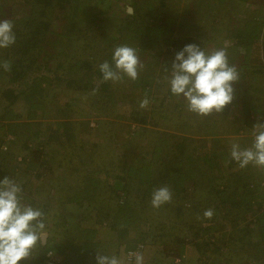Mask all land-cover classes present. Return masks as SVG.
<instances>
[{
	"label": "trees",
	"instance_id": "trees-1",
	"mask_svg": "<svg viewBox=\"0 0 264 264\" xmlns=\"http://www.w3.org/2000/svg\"><path fill=\"white\" fill-rule=\"evenodd\" d=\"M170 1L171 0H130L133 11L125 12V14H122L119 18L110 19L113 24L108 23L107 25L109 29L112 25V29L117 30L120 34L119 37L118 35L117 37H111L108 32L102 35L96 34V31L92 27L94 36L98 35L96 41H105V46L103 49H99L101 56L97 59L98 63H94L95 61H87L79 66L81 69L77 71L73 86L76 85L78 89L86 88V90L90 91L92 94L93 89H97L95 96L112 92L110 90L112 81L103 80L98 65L104 61H108L111 64L114 49L120 45H128L136 49L141 62H145L147 58L152 57L155 59L154 63L157 65L159 59H161L162 56H166L169 58L166 62V67L168 68H171L176 53L181 51L188 44H197L208 51V49L204 47V42L192 33L171 37L173 31L169 24L173 22L174 24L178 23V18L174 17L175 14L168 10ZM242 1L245 3L247 0ZM20 3L24 5V12L21 14V17H15L18 14L15 13V11L12 15L9 14V16H11L10 19L3 15L0 17V19H9L13 22V31L16 35V42L14 45L0 49V62L4 60L11 62V70L6 72L0 68V75L8 74L11 81L17 82L22 80L27 84L34 79L32 78V73H34L32 71L35 70L36 62L38 63V60L41 59L36 67L42 68L47 58L52 56V51L55 50L56 47L54 44L64 42L67 39L61 37L63 35L62 33V35L55 33L54 22L59 20V18L62 19L61 15L66 13L63 17L70 19V22L73 23L71 25L74 26L75 21L71 19V14H67V12L70 13V11L73 10L72 14H74L77 19H80L77 13L82 12L84 15H87L89 14L88 11H92V7L88 2H84V0H22ZM177 7H179V5ZM89 18L101 22L104 21V17L98 14H94L93 17ZM168 20L173 22L169 23ZM251 27H253V29L250 30ZM69 30L72 32V28H69ZM167 32L170 34L166 42L163 43L161 38H165L163 35H165L164 33L167 34ZM234 35L239 39L234 42L233 45L237 48L240 46L243 54L241 55L239 52H237V54L233 53L230 45L221 48L226 49L229 63L234 65L239 73V80L233 83V101L242 105L241 107L243 108L242 110L244 111L245 117L247 116L254 121L252 124L253 127L257 123H264V87L261 83H256L253 77V74L257 72H261L264 75V41L262 40V47L258 46L257 50L263 53L262 56L258 55L250 61L247 52L252 48L254 43H256L257 46L258 40L264 36V26L260 24V20L254 19L252 20L251 26L246 25V28L245 25L240 28L237 27ZM245 35L249 36H247L249 38L248 41ZM132 41L136 42L135 46H131ZM138 47L144 50L141 51ZM151 49H154L155 52H152L153 50ZM65 52L66 51H64V54ZM146 53L149 54V57ZM63 64L64 63L59 62L58 67L52 66L53 68L59 69ZM46 67L48 71L52 72V67L47 63ZM262 74L259 75L263 76ZM55 76L57 79L63 80V77H61L59 73ZM53 80V75L47 74L45 76L43 75L39 81H37V78L34 79L32 84L27 87L29 90L22 89L20 91H15L13 88H0V99L7 95L9 98H12L11 104L20 100L26 101L32 113L35 110L44 109L46 116L58 117V121L55 122V127L51 124L46 126L45 131L47 132L49 129L50 139L57 140L63 145L69 144L74 147H79L80 150H84V144L78 146L77 143H79L81 139L77 136L79 131H86V129H81V124L85 122L61 120V118L67 115V113H65V108L51 114L52 108L49 106L47 96L49 94V89H51L53 85ZM153 81L154 79L152 77L149 80H145V83L142 84V88L147 96L153 91ZM44 82L48 83L46 89L41 85ZM69 84H71V81H69ZM137 89H140V87H137ZM169 93V95L164 96L163 101L160 103L161 108H163L165 100L171 96L172 93L170 90ZM257 94L259 96L262 94V98H259ZM129 102L132 103L130 118L134 123L127 125L126 133L129 135L132 133L137 138H145L150 136L149 131L154 132L156 134L155 145L151 151L152 155L150 157H148L147 154L139 158L137 157L138 155H135L131 159L132 162L127 164H125L126 162L123 160L124 157L120 159L119 155L117 157L112 156L113 153L108 155L109 159L106 161H110L113 157L116 158L108 162L109 164L105 163L106 161H101L103 165L108 164L112 166L111 164H115V166L112 167L115 171L113 174L117 179L123 182L121 187L123 192L120 195L118 193L119 188H117L114 183L111 184L110 181H105L106 188H103V192L106 194L105 191L108 189L107 194L109 195L108 199L110 201L108 207L100 211V218L102 219L99 221H101L102 224L106 223L113 227L118 231V236H125L130 231L131 227H133V220L139 218V211L140 213H144L145 207L148 205L152 207L150 203L152 191L156 188L167 186L172 192L171 202L169 204L166 203L171 209L170 212L168 210V213H170V215L174 213V217L176 218L174 219L176 221H173L171 226L172 228L181 227L177 229L178 235L174 237L175 239L182 241L181 238L183 235L181 233L185 234V232L192 230L191 232L194 237L198 238V246L210 247L213 245L215 248L219 249L217 243L223 241L228 244H234L236 247H234L233 250L236 251V254L241 255L246 253L247 256H243V258L247 262L250 261V264H264V181L261 180L264 178L254 175V166L251 164L241 169L239 165L231 159L229 164L230 168L234 169L238 166L237 169L232 170L227 167L218 168V166L221 165V161L218 160L220 155L215 152V149H213V151L199 150L198 146L193 144L196 139L193 137V133L187 132L186 129L185 131L187 133H182L183 131L180 128H187L194 132L196 127L191 126L190 122L192 119L193 121L200 122L201 125L199 126H205L204 129H196L197 132L203 135H209L212 133L211 125L213 121L211 120V123L210 120L207 122L206 120L202 121L204 120L202 118L203 116H198L194 113H191L190 116L185 114V112L188 111L185 101L178 103L176 106L180 113L178 118H174L175 116L169 117L172 122H179L177 125L178 127H175L178 132L166 131L163 134H160L158 129H156L155 132L154 129L146 124L156 117L155 110L142 109L136 106L135 102ZM173 105H176V103ZM231 107L232 104L230 103L223 111L227 112ZM12 111L13 109L7 111L5 115L6 118H2L1 120L14 119L15 115L11 114ZM164 112L167 114L166 110L163 108V111H158L157 115L159 117L164 116ZM245 120L246 123L249 122V119L245 118ZM181 121H183V123ZM31 124H35V126ZM44 124L43 121H37L35 123L31 121H21L5 125V127H7L6 132L3 135L4 137L0 139V179L6 176L14 178L17 174H19L20 179H22L21 176L29 174V169H37L38 167L45 168V164L51 162L48 155L45 156V159L41 157L44 153V149L34 150L29 147L30 142L34 141V139H32L33 137H38L41 133H44V129L42 128ZM133 125L135 126L132 129ZM155 125L157 126L159 123H155ZM28 131L31 132L28 133ZM8 133L16 136V139L7 140L9 144L20 145V149L29 152L22 162L27 163L26 167L22 165L21 161L14 160L13 152H10L8 149H6L8 151H4L3 147L6 144ZM110 138L111 137L108 138L109 141H111ZM203 142L205 144V140H203ZM80 143L82 142L80 141ZM99 147L100 141L95 142L91 146L90 153L92 152L94 154L98 151ZM124 156H128V154ZM27 158L28 160H26ZM40 160H42L41 163H39ZM91 164H93L92 168L82 170L85 175L90 176L89 179L87 180L83 174H80L78 177V182L86 194L84 195L85 197H88L90 194L94 193V191L97 195L101 194V189L98 190L101 179L92 176V174L96 173L95 164H98L95 156L91 158ZM60 165L63 166V163H60ZM47 169H49V167ZM76 170L81 171L80 168H76ZM104 172L106 175L111 173ZM43 174H45V171L38 172L33 178L28 176V180L25 182L19 179L23 191H30L27 195L24 194V199H26V201L31 200L28 196H31L33 193V191H31L32 188H28V184L30 183L36 182L42 187L43 192H50L52 185H46V182L43 183V181L40 180ZM27 175L25 176L27 177ZM134 179L137 180L135 185H133ZM221 179H225L226 183H222L223 185L220 189L219 185ZM248 180H254L250 186H247L245 183V181ZM69 183H73V181H69L68 184ZM75 187L76 186H72L71 189L74 190ZM188 189H191V192H187ZM64 190H66L65 187L59 186V193ZM69 195H71V193ZM69 197L70 196H68V198ZM112 199H115V201H111ZM135 201H138V203ZM30 202L34 205L36 200L32 199ZM186 202L189 204L186 205ZM162 206H164V204ZM46 208H48V204L43 206L45 214L48 211ZM208 209L213 210L211 219H206L203 216L204 211ZM254 211V216L256 218L251 219L250 223L255 225V229L247 227L246 230L245 227H241L240 224L233 226V230L225 228V220L230 223L231 220L234 223H236L237 220L242 222L243 219L246 220L249 218L247 217L248 212ZM140 217L143 219L142 216ZM184 226L185 228H183ZM219 226L223 230V234L220 237L216 236L213 240H200L199 236H212ZM159 228V231L162 232L161 236H165L167 228L163 225ZM248 230L251 233L250 236H247ZM90 232L91 235H89ZM95 232V230H89V237L84 235V239L80 238L79 240L81 241L78 243L66 242V248H64L65 257L61 261V264H81V261H85L88 264L96 263L95 257L97 252L101 250L102 243L101 240H93V233ZM139 240H143V238ZM173 249L175 250V248L170 249L169 253H167V257L174 255L172 253ZM49 250L50 247H48L47 244H41L37 249V256H35L36 253H34L32 257L35 264H45L44 262H46ZM183 252L184 247L182 245L178 246L176 255H178L181 260L180 264L187 263L186 258L183 256ZM222 252L224 253L223 255L227 254V252ZM77 255L83 256V259L77 260ZM230 258L229 255L227 260H230ZM22 262L23 261H19L18 264H22ZM202 262L205 263L204 261ZM152 264L162 263H160L158 258H155Z\"/></svg>",
	"mask_w": 264,
	"mask_h": 264
},
{
	"label": "rangeland",
	"instance_id": "rangeland-1",
	"mask_svg": "<svg viewBox=\"0 0 264 264\" xmlns=\"http://www.w3.org/2000/svg\"><path fill=\"white\" fill-rule=\"evenodd\" d=\"M20 2H22V0H0V17L3 15L10 19L11 16H9V14L12 15L14 11L18 13V16L16 15L15 17H21V14L24 12V5ZM84 2H88L92 7V11H88L89 14L84 15L82 12H78L77 14L80 16V19H77L75 15L72 14L73 10H71L70 13L67 12V14H71V19L75 21L74 26L71 25L73 23L70 22V19L63 17L66 13L61 15L62 19L59 18V20L54 22L55 33H62L63 35L61 34V37L67 38L64 42L54 44L56 46L55 50L52 51V56L46 60V63L52 67L51 71L54 73L47 70L46 63L42 68H37L36 65L41 61V59H39L38 63L36 62L35 64V70L32 71L34 72L32 73V78H37V81H39L43 75H53V85L51 89H49V94L47 96L49 106L52 108L51 114L65 108V113H67V115L61 118V120L85 122L81 124V129H86V131H79L77 136L81 139L79 143H77L78 146L84 144L83 148L85 149L80 150L77 146L74 147L69 144L63 145L57 140L50 139L49 129L47 132L45 131L46 126L51 124L55 127V122L58 121V117L46 116L44 109L35 110L32 113L26 101L20 100L11 104L12 98H9L7 95L0 99V139L4 137L3 135L7 129V127H5L6 124L21 121H31L32 123L43 121L45 123L42 127L44 133H41L38 137H33L32 139H34V141L30 142L29 147L34 150L44 149V153L41 157L45 159V156L48 155L51 162L46 163L45 168L38 167L37 169H29V174L21 176L22 179H20L19 174L14 177L18 183H21L19 179L25 182L28 180V176L33 178L38 172L45 171V174H43L40 180L43 181V183L46 182V185H52L50 192L47 193L43 192L42 187L36 182L28 184V188H32L31 191H33L32 195L28 196V198L36 200L33 206L43 209V206L48 204V208H46L48 210L46 212L48 240L45 241L44 244L50 247L49 251H51L52 254L49 255L48 252V257L44 263L61 264V261L65 257L64 248H66V242L78 243L81 241L79 240L80 238L84 239V235L88 237L91 235L89 230H95L96 232L93 233V240H101L102 246L100 252H103L101 254L115 253L117 256H123L129 251H142L145 256V264H152L155 258H158L162 264H180L181 260L179 256L176 255L177 247L180 245L184 247L183 256L187 260L186 264H250V261L247 262L243 258V256H247L246 253L241 255L236 254V251L233 250V248L236 247L234 244L221 241L217 243L219 249L215 248L213 245L210 247L198 246V238L194 237L191 232L192 230L185 232V234L181 233L183 235L181 238L182 241L175 239L174 237L178 235L177 229L181 227L172 228L171 224L173 221H176L174 220L176 218L174 217V213H171V215L168 213V210L169 212L171 211L169 206H167L169 203H165L164 206L154 209L148 205L145 207L144 213H140L139 211V218L133 220V227H131L130 231L125 236H118V231L113 227L106 223L102 224L101 221H99L102 219L100 218V211L105 210L110 201L108 199L109 195L107 194L108 189L106 191L104 190L106 194L103 192V188H106L105 181L108 180L111 184L114 183L115 186L119 188L118 193L120 195L123 192L121 189L123 182L117 179L113 174L115 171L112 167L115 166V164H111L112 166H110L108 162H111V160L118 155L120 159L124 157L123 160L126 162L125 164L132 162L131 159L135 155H138V158L145 154L150 157L152 155L151 151L155 145L156 134L154 132L149 131L150 136L145 138H137L132 133L131 135L126 133L127 125L134 123L130 118L132 103L129 101L135 102V105L140 107V102L144 98H147L149 104L142 109L155 110L156 117L146 124L154 129V131L158 129L159 133L163 134L166 131L178 132L175 127L179 122H172L169 117L175 116L174 118H178L180 113L176 106L184 100L183 98H178L171 94V96L165 100L163 106L167 114L164 112V116L161 117L157 115L158 111H163V108L160 107V103L163 101L164 96L170 94L169 85L165 77L168 75L166 69L170 70L171 68L166 67V62L169 60L166 56H162L161 59H159V63L157 62L158 64L156 65L154 63L155 59L149 57L148 53L146 54L149 58H147L145 62L140 61L143 64V68L139 70L138 78L136 80H131L127 76H124L121 81H112V87L110 88L112 92L108 94L95 96V94L87 91L86 88L78 89L76 85L73 86L77 71L81 69L79 66L87 61H95L94 63H98L97 59L101 56L99 49H103L105 46V41H96L98 35L94 36L93 28L96 34L102 35L108 32L111 37H117V35L119 37L120 34L117 30L112 29V25L110 29L109 26H107L108 23L113 24L110 19L119 18L122 14L124 15L125 12L133 11L130 0H84ZM169 5L168 10L172 11V13L175 14L174 17L178 18V23L175 24L173 21L168 20L169 23L173 22L169 24L173 31L171 37L192 33L204 42V47L208 49V51L221 47H228L230 45L233 53L237 54V52H239L242 55V48L240 46L237 48L233 45L234 42L239 39L234 35L236 28L243 27L244 25L245 28L246 25L251 26L252 20L254 19L260 20V24L264 26V0H247L245 3H243L242 0H171ZM178 5L179 7H177ZM94 14L104 17V21L101 22L89 18L93 17ZM69 28H72V32ZM251 29H253V27H251L250 30ZM164 34L163 37L165 38H161L163 43L166 42L170 33L167 32V34ZM247 36L245 35V38L248 41L249 36ZM262 40L264 41V36L258 40L257 46L256 43H254L252 48L247 52L250 61L258 55H263L264 52L257 51L258 46L262 47ZM135 45L136 42L132 41L131 46ZM138 49L141 51L144 50L140 47H138ZM151 50L155 52L154 49ZM64 51H66L65 54ZM59 62L64 64L59 67V69H56L55 67H58ZM52 65L55 67L53 68ZM57 73L63 77V80L57 79L55 76ZM259 74L262 73L257 72L253 74L254 80L258 84L261 83L264 87V75L262 74L263 76H260ZM152 77L154 79L152 86L153 91L147 96L142 88V84L145 83V80H149ZM68 80L71 81V84H69ZM32 81L27 84L22 80L17 82L11 81L8 74H2L0 75V88H13L15 91H20L22 89L29 90L27 87L32 84ZM47 84V82H44L41 85L46 89L48 87ZM137 87H140V89H137ZM258 97L262 98V94L261 96L258 95ZM175 103L176 105H173ZM231 104L232 107L227 112H213L207 117H202L204 119L202 121L206 120L207 122L210 120V123L211 120L213 121L211 125L212 133L209 135H203L197 132L196 129H204L205 126H199L201 123L193 121L192 119L190 122L191 126L196 127L194 132L187 128H180L183 131L182 133L186 131L193 133V137L196 138L193 144L198 146L199 150H216L215 152L220 155L218 160L221 161V165L218 166V168H230L229 164L231 158L229 152L232 143H239L242 147H248L251 145L253 139L252 124L254 121L247 116L245 117L241 104H237L236 101H232ZM10 109H13L11 114L15 115V118L1 120L2 118H6V112ZM185 114L190 116L191 112L186 111ZM245 118L249 119V122L246 123ZM181 122L183 123V121ZM155 123H159V125L156 126ZM33 126H35V124ZM134 126L135 125H133L132 129ZM31 131H28V133ZM109 137H111V141H109ZM13 138L16 139V136L8 133L6 144L3 149L4 151L9 150L13 152L14 160L21 161L22 163L29 152L20 149V145L12 143H10L12 144L10 145L7 140ZM203 140H205V144ZM80 141L82 143H80ZM97 141H100V147L98 151L94 154L91 152V154V146ZM110 153H113L112 156L116 157H113L107 162L106 160L109 159L108 155ZM127 154L128 156H124ZM93 156L97 158L98 164H95L96 173H94L95 175L92 174V176L101 179L98 186V190L101 189V194L97 195L94 191V193L85 197L84 195L86 194L78 182V177L80 174H83L87 180L89 179L90 176L85 175L82 170L93 167V164H91V158ZM26 160H28V158ZM101 161H106L105 163L108 164L103 165ZM41 162L42 160L39 161V163ZM60 163H63V166H61ZM22 165L26 167L27 163H22ZM48 167L49 169H47ZM76 168H80L81 171L76 170ZM237 168L238 166L234 169ZM230 169L234 170L233 168ZM104 171L111 173L106 175ZM25 175H27V177ZM254 175L264 178V170L254 167ZM261 180L264 181V179ZM69 181H73V183L68 184ZM136 181L137 180L134 179L133 185L136 184ZM253 181L248 180L245 181V183L247 186H250ZM222 183H226L225 179L220 180V189L223 185ZM59 186L65 187L66 190L59 193ZM72 186H76L74 190L71 189ZM187 192H191V189H188ZM28 193H30V191H23V194L27 195ZM70 193L71 195H69ZM68 196L70 197L68 198ZM200 199L203 200L202 198ZM30 201H26L25 199L26 203ZM111 201L114 202L115 199ZM135 202L138 203V201ZM30 204L32 203L30 202ZM185 204L188 205L189 203L186 202ZM254 214L255 211L248 212L247 217L249 218L246 220L243 219L242 222L237 220L236 223H234L231 220L230 223L225 220V228L233 230V226L240 224L241 227H245L246 230L247 227L255 229V225L250 223L251 219L256 218ZM140 216H142L143 219H141ZM161 225L167 228L165 236H161L162 232L159 231ZM183 228H185V226ZM222 234L223 230L219 226L212 236L202 235L203 239L201 236H199V238L200 240H213V238L216 236L220 237ZM250 235L251 233L248 230L247 236ZM140 238H143V240H139ZM172 248H175V250H172L174 255L167 257V253H169ZM222 251L227 252L225 255H230V260H227L228 256L223 255L224 253ZM35 256H37V254ZM82 259L83 256L77 255V260ZM21 261H23L22 264H35L32 258ZM81 264L88 263L81 261Z\"/></svg>",
	"mask_w": 264,
	"mask_h": 264
},
{
	"label": "clouds",
	"instance_id": "clouds-1",
	"mask_svg": "<svg viewBox=\"0 0 264 264\" xmlns=\"http://www.w3.org/2000/svg\"><path fill=\"white\" fill-rule=\"evenodd\" d=\"M14 24L9 19H0V49L15 44ZM104 81H121L124 76L131 80L138 78L143 68L136 49L128 45L115 47L112 63L104 61L98 65ZM4 71L11 70V62H0ZM165 77L170 92L183 98L187 110L198 116L207 117L213 112L221 113L234 99L233 83L239 80V73L228 61L226 49L207 51L197 44H188L177 52ZM97 89H93L95 94ZM149 100L144 98L140 107L145 108ZM252 143L242 147L239 143L230 146V158L241 169L250 164L264 170V123L252 128ZM172 200L169 187L156 188L151 194V206L159 208ZM211 219L213 210L203 213ZM48 240L46 214L40 207L26 203L23 188L14 178L0 179V264H18L37 254V249ZM95 257L96 264H145L142 251H129L123 256L101 254ZM35 254V255H36ZM52 252L49 251V255Z\"/></svg>",
	"mask_w": 264,
	"mask_h": 264
}]
</instances>
